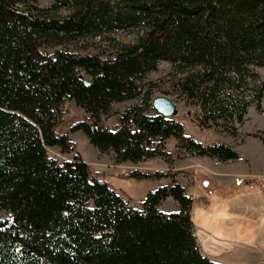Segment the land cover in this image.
<instances>
[{
  "label": "trees",
  "instance_id": "obj_1",
  "mask_svg": "<svg viewBox=\"0 0 264 264\" xmlns=\"http://www.w3.org/2000/svg\"><path fill=\"white\" fill-rule=\"evenodd\" d=\"M125 33L128 42L115 39ZM102 38L107 54L56 49ZM162 62L178 97L199 111L197 126L236 137L248 108L262 111L264 0H55L47 8L0 0V264H215L199 252L193 200L174 176L130 173L136 182L171 178L133 208L60 131L74 103L88 118L70 132L117 165L166 159L170 139L192 155L236 161L230 147L203 146L154 111L146 79ZM136 99L115 129L105 124L112 105ZM47 148L74 156L60 164ZM168 198L178 213L159 210Z\"/></svg>",
  "mask_w": 264,
  "mask_h": 264
},
{
  "label": "rangeland",
  "instance_id": "obj_2",
  "mask_svg": "<svg viewBox=\"0 0 264 264\" xmlns=\"http://www.w3.org/2000/svg\"><path fill=\"white\" fill-rule=\"evenodd\" d=\"M54 1L37 0V6L47 8ZM131 37L132 34L125 33L119 34L115 39L128 42ZM56 49L80 54H107L110 44L106 38L91 39ZM170 71V65L162 62L155 72L147 76L145 87L150 89L152 98L166 97L175 104L177 114L173 119L182 125L185 137L203 146L223 144L238 153L241 159L221 163L198 157L179 150L176 141L170 139L165 145V151L169 155L166 159L157 157L139 164L117 165L111 152L101 155L82 133L70 132L73 124L88 118L74 103L67 104L65 125L60 131L66 133L76 144L75 153L89 164L91 171L100 173L110 188L133 208L140 209L147 193L168 186L171 178L136 182L126 179L130 173L158 172L174 176V181L179 182L186 195L193 200L190 216L194 225L193 234L202 256L215 264H261L264 260V197L261 193L264 186V179L261 178L264 176V96L261 113L254 106L249 107L243 125L237 126L236 137L215 127L201 129L197 126L199 111L178 97ZM256 71L264 84V68H257ZM139 103L140 99L114 104L109 115L102 119L109 128L115 129L119 116ZM47 155L61 164L71 160L74 153L62 154L58 148H47ZM219 182L225 187H219ZM160 211L166 214L178 213L180 207L177 202L168 198L161 204ZM1 214L11 220L8 213ZM256 242L257 246H246Z\"/></svg>",
  "mask_w": 264,
  "mask_h": 264
},
{
  "label": "water",
  "instance_id": "obj_3",
  "mask_svg": "<svg viewBox=\"0 0 264 264\" xmlns=\"http://www.w3.org/2000/svg\"><path fill=\"white\" fill-rule=\"evenodd\" d=\"M151 105L157 114L167 119H173L177 114L175 104L166 97L152 99Z\"/></svg>",
  "mask_w": 264,
  "mask_h": 264
},
{
  "label": "crops",
  "instance_id": "obj_4",
  "mask_svg": "<svg viewBox=\"0 0 264 264\" xmlns=\"http://www.w3.org/2000/svg\"><path fill=\"white\" fill-rule=\"evenodd\" d=\"M237 154H238V153H237ZM238 156H239V158H238L237 160L241 159V156H240L239 154H238ZM237 160H236V161H237ZM88 165H89V164H88ZM255 174H256V173H255ZM255 174H253V175H255ZM257 174H258V173H257ZM257 174H256V175H257ZM259 175H260V173H259ZM260 176H261V175H260ZM261 178L264 179V176L262 175ZM178 183H179V182H178ZM155 185H156V184H155ZM217 185H218L219 187H221V186H222V187H225L224 184H222L221 182H219ZM160 206H161V205H160ZM160 206H159V210H160ZM134 208H135V207H134ZM246 246H257V242H256L255 244H251V243H249V244H247ZM198 248H199V247H198ZM261 262H262L261 264H264V260H262Z\"/></svg>",
  "mask_w": 264,
  "mask_h": 264
}]
</instances>
